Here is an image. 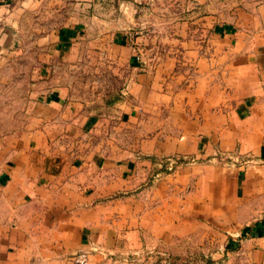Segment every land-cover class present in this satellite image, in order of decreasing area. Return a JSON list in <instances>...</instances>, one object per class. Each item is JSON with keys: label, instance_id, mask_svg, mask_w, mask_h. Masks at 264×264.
Returning a JSON list of instances; mask_svg holds the SVG:
<instances>
[{"label": "crops", "instance_id": "1", "mask_svg": "<svg viewBox=\"0 0 264 264\" xmlns=\"http://www.w3.org/2000/svg\"><path fill=\"white\" fill-rule=\"evenodd\" d=\"M198 240L264 264V0H0V264Z\"/></svg>", "mask_w": 264, "mask_h": 264}, {"label": "rangeland", "instance_id": "2", "mask_svg": "<svg viewBox=\"0 0 264 264\" xmlns=\"http://www.w3.org/2000/svg\"><path fill=\"white\" fill-rule=\"evenodd\" d=\"M179 161L192 162L187 157ZM179 247L174 250L171 245L147 250L134 257L133 264H239L235 254H226L220 241H214L213 249L209 248L207 241L201 240L193 243L184 241Z\"/></svg>", "mask_w": 264, "mask_h": 264}, {"label": "built area", "instance_id": "3", "mask_svg": "<svg viewBox=\"0 0 264 264\" xmlns=\"http://www.w3.org/2000/svg\"><path fill=\"white\" fill-rule=\"evenodd\" d=\"M76 258H77V259H75L76 264H87V263H86V259H85V257H84L83 254H78V255L76 256Z\"/></svg>", "mask_w": 264, "mask_h": 264}]
</instances>
